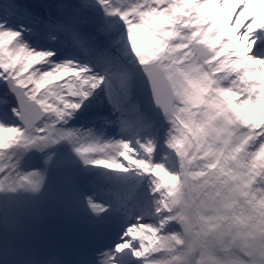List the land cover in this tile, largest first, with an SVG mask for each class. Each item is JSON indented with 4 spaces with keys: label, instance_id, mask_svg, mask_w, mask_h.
<instances>
[{
    "label": "snow or ice",
    "instance_id": "6c2138e0",
    "mask_svg": "<svg viewBox=\"0 0 264 264\" xmlns=\"http://www.w3.org/2000/svg\"><path fill=\"white\" fill-rule=\"evenodd\" d=\"M0 264H264V0H0Z\"/></svg>",
    "mask_w": 264,
    "mask_h": 264
},
{
    "label": "rangeland",
    "instance_id": "374dc122",
    "mask_svg": "<svg viewBox=\"0 0 264 264\" xmlns=\"http://www.w3.org/2000/svg\"><path fill=\"white\" fill-rule=\"evenodd\" d=\"M243 19V18H242ZM60 174V179L63 180V188L65 191H67L68 195L66 197H64L65 199H69L70 201V196H71V192H70V187L68 184V180L67 177L64 173H57ZM71 202V201H70ZM45 218L48 217V215L44 216ZM36 221V225L41 229V227H44L43 225H40L37 221V218L34 220ZM60 224L61 225H66V226H74L77 228H85L90 230V226L87 222V218L83 215V213H79L76 217L74 218H69L65 215L62 214V217L60 218ZM50 226V225H48ZM42 231H44L43 229H41ZM50 229L43 235V239H44V248H45V254H52L55 255L56 257L62 258L64 260H69V258L65 255V251L62 249V244L60 239H57L56 241L54 240H49L48 236L50 237Z\"/></svg>",
    "mask_w": 264,
    "mask_h": 264
},
{
    "label": "bare ground",
    "instance_id": "6f19581e",
    "mask_svg": "<svg viewBox=\"0 0 264 264\" xmlns=\"http://www.w3.org/2000/svg\"><path fill=\"white\" fill-rule=\"evenodd\" d=\"M52 185H54L55 187H52V190H53V192L54 193H56L57 195H59V196H61V197H66L67 195H68V193H67V191H65L64 190V188H63V180L62 179H60V177L59 176H54L53 178H52ZM54 230H52L51 231V233L53 232ZM86 238V234H84V233H81V232H78V233H75V234H73V233H69V234H67V236H66V238H65V240H66V242H68L69 240H71V238H73L72 240H71V242H70V244H69V247L73 244V243H75V241H77L79 238ZM48 238H49V236H48ZM50 239H54L53 237H51ZM62 249H64V247H63V244H62Z\"/></svg>",
    "mask_w": 264,
    "mask_h": 264
}]
</instances>
